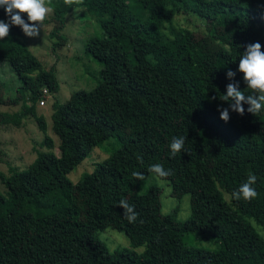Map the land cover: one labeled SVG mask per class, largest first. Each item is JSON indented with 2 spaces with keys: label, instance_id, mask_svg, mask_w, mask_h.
<instances>
[{
  "label": "trees",
  "instance_id": "16d2710c",
  "mask_svg": "<svg viewBox=\"0 0 264 264\" xmlns=\"http://www.w3.org/2000/svg\"><path fill=\"white\" fill-rule=\"evenodd\" d=\"M51 3L49 37L56 52L67 43V17L78 5ZM81 6L100 31L84 49L100 66L99 80L64 103L55 99V68L42 69L20 40V27L12 25L0 40V64L18 82L14 97L0 93V106L20 105L16 114L0 111V127L35 116L33 106L46 90L54 98L52 131L60 152H37L26 170L0 173V264H264V110L253 115L245 104L241 116L223 101L232 82L252 94L239 59L249 44L259 42L264 50V0H136L135 6L84 0ZM177 15L196 17L205 31L175 30ZM8 19L0 8V20ZM165 24L170 35L161 29ZM221 108H229L228 122ZM175 137L185 144L173 157ZM112 139L109 156L72 184L67 175ZM154 164L171 171L166 180L174 198L189 196L187 220L162 213L157 187L136 191L152 178ZM250 174L257 177L258 195L251 202L232 198ZM121 200L134 206V223ZM106 228L122 232L130 249L110 252L98 238ZM193 235L217 248L189 246Z\"/></svg>",
  "mask_w": 264,
  "mask_h": 264
},
{
  "label": "rangeland",
  "instance_id": "374dc122",
  "mask_svg": "<svg viewBox=\"0 0 264 264\" xmlns=\"http://www.w3.org/2000/svg\"><path fill=\"white\" fill-rule=\"evenodd\" d=\"M128 3L130 6H135L136 0H128ZM48 6L53 11L51 2ZM52 11L43 22L38 37L30 38L23 33L20 40L41 61L44 71H48L52 67L55 68L60 85V90L55 99L60 103H64L69 99L71 93L80 90L90 91L97 84L100 66L85 53L84 49L88 38L98 36L100 31L95 21L85 16L84 8L78 5L74 12L67 17V25L64 29V34L67 37L66 45L61 50L53 52L49 37L53 27L51 23ZM148 13L142 11L140 15ZM173 25L175 30L185 28L192 31H205L201 21L192 15H177ZM161 29L165 34L170 35V29L166 24ZM17 87L18 82L8 66L0 64V93H3L5 97H14ZM45 95L47 96L42 98L45 102L43 106L40 105L42 99L33 106L35 116L28 115L23 118L18 127L13 125L0 127V173L7 176L10 167L26 170L34 161L37 152H51L55 156H60L59 141L52 131L51 105L54 98L48 94ZM26 103L29 106L31 105L27 100ZM19 110L20 105L0 106V111L10 114H16ZM39 120L43 122L44 128L38 123ZM113 143L112 139L103 143L100 147L93 148L89 156L67 175V179L72 184H76L84 173H90L97 163L103 162L109 156L107 151H110L109 145L113 146ZM150 185L161 191L162 209H166L163 214L176 213L179 221L187 220L190 217L188 195L181 200H177L172 196V191H168L169 188L171 189L168 181L161 186L153 178L138 186L136 191L140 194L144 193ZM0 192H5V188L1 183ZM223 196L228 201L229 197L226 194ZM259 232L264 237V231ZM98 238L110 252L130 249L128 238L120 231L106 228L98 233ZM187 243L189 246L211 251L217 248L216 245H212L196 235L191 236ZM135 251L141 253L142 248Z\"/></svg>",
  "mask_w": 264,
  "mask_h": 264
},
{
  "label": "clouds",
  "instance_id": "9594fccd",
  "mask_svg": "<svg viewBox=\"0 0 264 264\" xmlns=\"http://www.w3.org/2000/svg\"><path fill=\"white\" fill-rule=\"evenodd\" d=\"M51 0H0V8H3L8 16V22L0 20V40L7 38L10 34L12 25L20 27L24 34L30 38L38 37L40 28L46 20L52 9L48 6ZM84 0H64L68 6L82 5ZM27 15L28 21L23 18ZM239 72L243 74V79L250 89L252 94L245 95L240 90L238 82H232L227 85V93L223 95V101L229 102L232 112H237L241 116L245 113L244 105H249L247 111L253 115H257L261 110H264V50L259 42L249 44L246 50L241 54L239 59ZM236 73L229 70L227 77L229 80H235ZM215 99V98H213ZM220 118L228 122L230 120L229 108L218 109ZM185 144L184 137H175L170 144L171 155L175 157L182 151ZM148 172L153 174L152 178L158 184L163 186L167 183L166 178L171 175L170 170H165L163 165L154 164L148 169ZM132 175L140 181L145 180V176L140 172H133ZM257 182V177L250 174L246 182L242 183L238 190L234 191L231 196L236 200L243 199L246 202H251L258 193L253 185ZM170 192L171 189L169 188ZM119 207L124 209V216L130 222L134 223L138 214L135 212L134 206H131L127 200H121ZM166 209H162V213Z\"/></svg>",
  "mask_w": 264,
  "mask_h": 264
},
{
  "label": "built area",
  "instance_id": "2783aa9c",
  "mask_svg": "<svg viewBox=\"0 0 264 264\" xmlns=\"http://www.w3.org/2000/svg\"><path fill=\"white\" fill-rule=\"evenodd\" d=\"M42 92H43L44 95L47 94V91H46V90H43ZM44 103H45V102H44V100L42 99V100L40 101V105L43 106Z\"/></svg>",
  "mask_w": 264,
  "mask_h": 264
}]
</instances>
